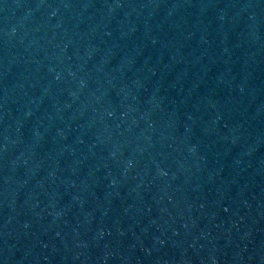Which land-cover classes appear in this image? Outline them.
I'll return each instance as SVG.
<instances>
[{"label":"water","instance_id":"water-1","mask_svg":"<svg viewBox=\"0 0 264 264\" xmlns=\"http://www.w3.org/2000/svg\"><path fill=\"white\" fill-rule=\"evenodd\" d=\"M0 264H264V0H0Z\"/></svg>","mask_w":264,"mask_h":264}]
</instances>
